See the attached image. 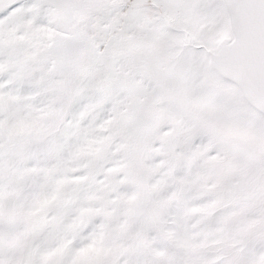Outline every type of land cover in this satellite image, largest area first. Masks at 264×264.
<instances>
[{"label": "snow or ice", "instance_id": "snow-or-ice-1", "mask_svg": "<svg viewBox=\"0 0 264 264\" xmlns=\"http://www.w3.org/2000/svg\"><path fill=\"white\" fill-rule=\"evenodd\" d=\"M0 264H264V0H0Z\"/></svg>", "mask_w": 264, "mask_h": 264}]
</instances>
